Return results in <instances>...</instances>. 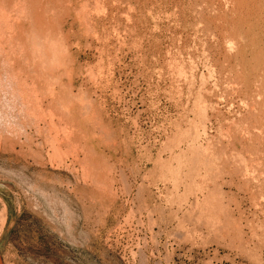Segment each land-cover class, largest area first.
<instances>
[{
	"label": "rangeland",
	"instance_id": "obj_1",
	"mask_svg": "<svg viewBox=\"0 0 264 264\" xmlns=\"http://www.w3.org/2000/svg\"><path fill=\"white\" fill-rule=\"evenodd\" d=\"M26 1L0 0V264H264V0Z\"/></svg>",
	"mask_w": 264,
	"mask_h": 264
},
{
	"label": "bare ground",
	"instance_id": "obj_2",
	"mask_svg": "<svg viewBox=\"0 0 264 264\" xmlns=\"http://www.w3.org/2000/svg\"><path fill=\"white\" fill-rule=\"evenodd\" d=\"M4 1H6V0H4ZM7 1H8V0H7ZM14 1H15V0H14ZM22 1H23V0H21V1L19 0V2L23 3ZM33 1H35V0H33ZM38 1H39V0H38ZM51 1H52V0H51ZM9 2H10V1H9ZM17 2H18V0H17ZM19 2L16 3V4L20 5L21 3L19 4ZM24 2H25V3H23V4H26L28 1L24 0ZM29 2H31V1H29ZM36 2H37V1H35V3H36ZM58 2H59V1H58ZM6 3H7V2H6ZM6 3H5V4H6ZM32 3H34V2H31V5H30V6H32ZM38 3H41V1H39ZM42 3H43V2H42ZM0 4H1V3H0ZM27 4L29 5L30 3H27ZM27 4H26V5H27ZM10 5H11V4H10ZM28 5H27L28 8L25 7L24 9L30 10V12H31V8L35 7L37 4H36L35 6L30 7V9H29V6H28ZM41 5H42V4H41ZM41 5H40V6H41ZM55 5H56V4H55ZM16 6H17V5H16ZM22 6L24 7V5H21V6L19 7V9H21ZM51 6H52V5H51ZM51 6H50V7H51ZM57 6H58V5H57ZM40 8H41V7H40ZM55 8H56V7H55ZM14 9H15V8H14ZM37 9H38V8H37ZM51 9H53V8H51ZM27 10H26V12H28ZM38 10H39V9H38ZM33 11H34V10H33ZM33 11H32V12H33ZM50 11H51V10H50ZM55 11H56V9H55ZM63 11H64V10H63ZM3 12H4V9H3ZM22 12H23V11H21V13H22ZM24 12H25V11H24ZM24 12H23V13H24ZM26 12H25V14H27V16L33 14V13L28 14V13H26ZM35 12H36V11H35ZM17 13H18V12H17ZM21 13H20V14H21ZM23 13H22L23 16L21 15V17H24V18H25L26 15L23 14ZM36 13H37V12H36ZM36 13H34V14H36ZM38 13H39V12H38ZM41 13H42V12H41ZM43 14H44V13H43ZM43 14H42V15H43ZM2 15H3V14H2ZM5 15H6V14H5ZM24 15H25V16H24ZM39 15H40V14H39ZM42 15H41V16H42ZM54 15H55V14H54ZM31 16H32V15H31ZM37 16H38V15H37ZM44 16H45V15H44ZM57 16H58V15H57ZM28 17H29V16H28ZM28 17H26V19H27ZM32 17H33V16H32ZM34 17H35V16H34ZM48 17H49V16H48ZM38 18H40V16H39ZM42 18H43V17H42ZM44 18H45V17H44ZM59 19H60V18H59ZM31 20H32V19H31ZM38 20H39V19H38ZM12 21H13V19H12ZM27 21H28V20H27ZM36 21H37V20H36ZM40 21H41V20H40ZM40 21H39V22H40ZM6 22H7V21H6ZM25 22H26V21H25ZM4 23H5V22H4ZM7 23H8V22H7ZM43 24H44V22H43ZM43 24H42V25H43ZM24 25H25V24H24ZM34 25H35V24H34ZM1 26H2V24H1ZM20 26H21V25H20ZM26 26H27V25H26ZM7 27H8V25H7ZM7 27H5V28H7ZM11 27H12V25L10 26V28H11ZM46 27H47V26H46ZM16 29H17V28H16ZM51 30H52V29H51ZM8 31H9V30H8ZM8 31H6V32H8ZM11 32H12V31H11ZM11 32H10V33H11ZM2 33H3V32H2ZM4 33H5V31H4ZM18 33H19V32H18ZM49 33H50V32H49ZM7 34H8V33H7ZM26 36H27V35H26ZM46 36H47V34H46ZM37 37H38V36H37ZM46 38H47V37H46ZM57 39H58V38H57ZM27 41H28V40H27ZM19 42H20V41H19ZM39 45H40V44H39ZM41 45H42V44H41ZM232 45H233V44H232ZM30 46H31V45H30ZM32 50H33V47H32ZM2 53H3V52H2ZM31 54H32V53H31ZM4 58H5V57H4ZM24 60H25V59H24ZM35 61H36V60H35ZM12 62H13V61H12ZM16 62H17V61H16ZM16 62H14V63H16ZM37 62H38V61H37ZM25 64H26V63H25ZM4 70H5V69H4ZM10 70H11V69H10ZM15 72H16V71H15ZM35 72H36V71H35ZM1 74H2V73H1ZM37 74H38V73H37ZM0 77H1V76H0ZM14 78H15V77H14ZM5 85H6V84H5ZM20 88H21V87H20ZM19 94H20V93H19ZM23 94H24V93H23ZM23 94H22V95H23ZM19 97H20V96H19ZM27 97H28V96H27ZM29 97H30V96H29ZM38 99H39V98H38ZM13 103H14V102H13ZM16 103H17V102H16ZM58 104H59V103H58ZM39 105H40V104H39ZM62 111H63V110H62ZM263 112H264V111H263ZM25 113H26V112H25ZM35 113H36V111H35ZM15 116H16V115H15ZM11 117H12V116H11ZM242 124H243V123H242ZM221 130H222V129H221Z\"/></svg>",
	"mask_w": 264,
	"mask_h": 264
}]
</instances>
